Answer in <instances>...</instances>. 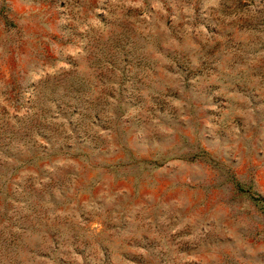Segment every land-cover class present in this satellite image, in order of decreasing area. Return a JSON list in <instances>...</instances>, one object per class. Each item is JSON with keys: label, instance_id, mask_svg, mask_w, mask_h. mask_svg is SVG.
<instances>
[{"label": "rangeland", "instance_id": "374dc122", "mask_svg": "<svg viewBox=\"0 0 264 264\" xmlns=\"http://www.w3.org/2000/svg\"><path fill=\"white\" fill-rule=\"evenodd\" d=\"M264 0H0V264H264Z\"/></svg>", "mask_w": 264, "mask_h": 264}, {"label": "trees", "instance_id": "16d2710c", "mask_svg": "<svg viewBox=\"0 0 264 264\" xmlns=\"http://www.w3.org/2000/svg\"><path fill=\"white\" fill-rule=\"evenodd\" d=\"M256 200L260 201V203L263 202L262 199H260V198H257ZM263 203H264V202H263Z\"/></svg>", "mask_w": 264, "mask_h": 264}]
</instances>
